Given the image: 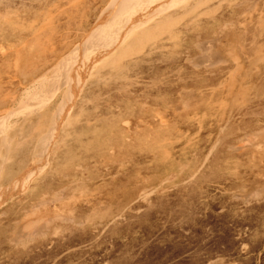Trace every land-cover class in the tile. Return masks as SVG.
Listing matches in <instances>:
<instances>
[{
	"label": "rangeland",
	"instance_id": "obj_1",
	"mask_svg": "<svg viewBox=\"0 0 264 264\" xmlns=\"http://www.w3.org/2000/svg\"><path fill=\"white\" fill-rule=\"evenodd\" d=\"M68 1L0 0V111H4V117L5 110L11 113L14 108L10 101L12 92L17 91L15 96H20L30 84L31 75L39 72L35 68L43 60L56 59L50 51L58 47L59 34L71 18ZM101 1H79L81 5L77 9L82 15L75 19L81 26L99 14L105 6ZM194 1H189L187 7L191 9ZM263 1L210 0L217 5L212 14H206L207 3L198 5L192 15L182 14L172 37L161 34L157 49H144L133 58H125L121 66H127L120 73L111 74L105 88L95 90L96 97L88 104L90 113H81L72 124L73 130H83L89 126L100 128L102 123L113 121L123 141L120 138L114 145L97 150L86 147L88 140L93 141L86 134L74 149L83 143L86 150H77L75 154L81 152L80 156H73L72 163L62 162L66 167L61 172L42 171L28 181V190L1 201L0 264H264ZM195 12L200 14L196 18ZM68 26H73L72 21ZM53 27L55 33H51ZM231 56L232 59L235 56V62ZM54 71L56 77H62L59 66ZM226 79L231 82L229 86ZM62 82L41 96L44 101L60 94ZM119 84L121 90L116 88ZM36 97L28 98L32 102L23 106L28 110L35 107L30 112L25 110L31 114L28 122L36 120V114L40 113L37 110L42 108L40 98ZM1 99L7 103L2 104ZM213 101L217 103L212 104ZM19 113L15 115L21 116ZM15 115L9 119L3 117L0 122V130L7 135L22 132L24 126L16 125L19 118ZM14 120L15 123H10ZM41 122L44 121L41 119ZM158 127L163 132L160 135ZM17 134L14 140L18 141L23 135ZM44 138L40 150L47 154ZM26 142L13 153V159H1L2 163L6 162L2 165L4 168L0 167L4 173L0 170V182L20 172L17 164L27 158L26 150L32 143ZM30 214L38 224L35 222L34 230L26 233L20 227Z\"/></svg>",
	"mask_w": 264,
	"mask_h": 264
},
{
	"label": "bare ground",
	"instance_id": "obj_2",
	"mask_svg": "<svg viewBox=\"0 0 264 264\" xmlns=\"http://www.w3.org/2000/svg\"><path fill=\"white\" fill-rule=\"evenodd\" d=\"M82 0H69L68 3L69 5L67 6L71 11L69 12L68 16H70L71 18H68L67 22L69 24V22L73 23V26H64V29L61 30L62 32L59 34L60 36V41L58 44V47L55 49H51V53H55V60L53 62L49 61L48 59L43 60L42 63L40 64V67H36L35 69L37 71H39L38 73L36 72L35 74H32V80L30 82V84L28 86H26L23 90V92L20 94V96H15L16 94L14 92L17 93V91L12 92V95L14 97H12V95L10 96V101L11 104L14 103V108L12 110L11 113H9L8 111L5 110V114L6 117H13V114L15 115V113L20 112L19 114H21V116H16L19 118V120L16 122V125L19 126H24L22 127V132L18 133V134H22L25 132H28L29 130H31L29 133H27L26 135H23V137L21 139H19V136L17 137L19 140H14L15 133L14 131L11 132L13 135H7L6 132L3 130H0V167L5 164L6 161L5 159L11 158L13 159V157L15 155H13V153L15 154L16 151H18V149H20L21 145H23L22 143L25 144L26 141H28V143L30 144V142L34 143V145H29L28 150H26V159L24 161H22V159H20V161L17 164L18 169H20V172L18 170V173H16V175L14 173H12V175L14 174V176H12L10 178V180L4 182L3 179H1L3 182H0V204L2 203L1 201H4L5 199L7 200V198L15 196L16 194L22 192V191H26L29 189V187H27V183L29 180H34L33 177H35L37 174H40L42 171H46L47 173H51L53 174L54 172H61L63 170L64 167H66V164H61L62 162H65L68 160V164L71 162L72 163V159H75L73 156H76L77 154H75V152L77 150H79L80 148H84L85 146L84 144H80V146L78 145V149H75V145H77L78 140L80 142L81 138L88 134L90 135L92 138L91 140H93L92 142H90L89 140L86 142L87 145L86 147H92L93 149H103L105 148L107 145H114L115 140H119L122 134H120V132H118L117 130L114 129V123L113 121H109L107 122V124L102 123V127L98 128L97 126H89L88 128H84L83 130H73L72 129V124L74 123V121H77L78 117H81V113L84 115L86 114V112L90 113V105H88L89 103H93L94 100H92L93 98L95 99L96 94H95V90L100 89V88H105L107 86V81L108 79H110V75L111 74H118L120 73L122 70V68H125L127 65H123L121 66V64H123V60L125 58H133L135 56V53L138 55L139 51H143L144 49H150V51L157 49L156 47H158V45H160V36L161 34H168V36L172 37L173 35H171L174 31V29L180 24L181 22V18L183 17L182 14H185L186 16L188 14L192 15L193 11H195L198 5H204V4H208L207 8V12L206 14H211L216 11L217 9V5H213L212 2H209L210 0H198L196 1V5L195 1L193 6L191 7V9L188 6L189 1L191 0H103L101 1L102 3H105V8L103 7L101 9V11L99 12V14H94V16L92 17V19L90 20V22H88L86 25L81 26L79 22H77V20L75 19V17L82 15L81 13H79V10L77 9V6H80V2ZM207 1V2H206ZM222 1V0H221ZM229 1V0H227ZM246 1V0H245ZM232 2V1H230ZM229 2V4H231ZM243 2V0H242ZM241 2V3H242ZM264 2V1H263ZM191 3V2H190ZM204 3V4H203ZM219 3V2H218ZM217 3V4H218ZM92 4V3H91ZM141 4V6H140ZM201 5V6H202ZM255 5V4H254ZM65 6V5H64ZM199 7V6H198ZM146 8H148V10H145ZM187 8V9H186ZM205 8V7H204ZM205 8V9H206ZM249 9V8H248ZM110 11V13L108 14V11ZM51 12V11H50ZM244 12V11H243ZM242 12V13H243ZM200 13V12H199ZM202 13V11H201ZM205 14V15H206ZM244 14V13H243ZM248 14V13H247ZM251 13H249L250 15ZM16 15V14H14ZM29 15V14H28ZM73 15H75L73 17ZM193 17H198L200 14H198L197 12H195L193 14ZM12 16V15H11ZM46 16V15H45ZM84 16V15H83ZM185 17V16H184ZM251 17V16H250ZM192 18V17H191ZM188 20V19H187ZM193 20V19H192ZM190 21V20H189ZM188 21V22H189ZM260 21V20H259ZM25 22V21H24ZM58 22V21H57ZM27 23V22H26ZM29 23V22H28ZM31 23V22H30ZM230 23V22H229ZM233 24V23H232ZM240 24V23H239ZM184 25V24H183ZM182 25V26H183ZM241 25V24H240ZM31 26V25H30ZM77 26V27H74ZM247 26V25H246ZM261 25H259L260 27ZM57 27V26H56ZM74 27V28H73ZM238 27V26H237ZM264 27V26H263ZM22 28V26L20 27V29ZM24 28V27H23ZM62 28V27H61ZM228 28V27H227ZM242 28V27H241ZM71 30V32L67 33L66 30ZM22 30H25L22 29ZM28 30V29H27ZM55 27H53L51 29V33H55ZM198 31V30H197ZM14 32V31H13ZM12 33V32H11ZM25 34V33H24ZM178 34V33H176ZM176 36V35H174ZM20 39L24 38V36H19ZM26 37V36H25ZM178 37V36H177ZM176 37V38H177ZM259 37V35H258ZM244 38V37H243ZM14 39V38H13ZM12 39V40H13ZM170 39V38H169ZM173 39V38H172ZM205 39V38H204ZM12 40L10 41V43L12 42ZM168 41V39H167ZM207 41V40H205ZM1 44V43H0ZM199 45H201V43H198ZM197 44V45H198ZM13 45V43H12ZM196 45V46H197ZM205 45V44H203ZM202 45V46H203ZM8 46V45H7ZM46 46V45H45ZM228 46V45H227ZM34 47V46H33ZM4 48V47H2ZM176 48V47H175ZM199 48V46H198ZM219 48V47H218ZM222 48V47H221ZM5 49V48H4ZM201 49V47L199 48ZM220 49V48H219ZM33 50V49H32ZM36 50V49H34ZM218 50V49H217ZM264 51V48L262 49ZM207 51V50H206ZM261 52V51H260ZM27 53V52H26ZM205 53V52H203ZM202 53V54H203ZM222 53V52H221ZM226 53V52H225ZM254 55L257 54L255 53V51H253ZM206 54V53H205ZM227 54V53H226ZM212 55V54H211ZM229 55V54H228ZM33 56V55H32ZM36 56V55H35ZM70 56V57H68ZM200 56V55H199ZM204 56V54H203ZM208 56V55H207ZM204 56V57H207ZM263 56V54L261 55ZM260 56V57H261ZM11 57V56H10ZM202 57V58H204ZM233 56H231V60H235V56L232 59ZM259 57V58H260ZM31 58V57H30ZM26 59V58H25ZM208 59V57H207ZM258 59V58H257ZM256 59V60H257ZM264 58H262L263 60ZM30 60V59H29ZM66 60V61H65ZM196 60V59H194ZM65 61V62H64ZM133 61V60H132ZM131 61V62H132ZM21 62V61H20ZM64 62V63H63ZM210 62V61H209ZM235 62V61H234ZM257 63V61H255ZM260 62V61H259ZM258 62V63H259ZM24 63V62H23ZM55 63V65H54ZM61 63V64H60ZM213 63V62H212ZM127 64H130V62H127ZM162 64V63H161ZM203 64V63H202ZM9 65V64H7ZM54 65V66H53ZM200 65V63H199ZM204 65V64H203ZM251 65H254V63H252ZM53 66V67H52ZM57 66H59L60 70L62 71L61 74L63 73L62 77H56L55 76V71L54 69L57 68ZM195 66V65H194ZM239 66V65H238ZM241 67V66H240ZM252 67V66H251ZM6 68V67H5ZM238 68V67H237ZM250 68V67H249ZM8 69V68H7ZM235 70V69H234ZM238 70V69H237ZM240 70V69H239ZM18 71V69H17ZM228 71V70H227ZM250 71V70H249ZM58 72V71H57ZM236 72V71H235ZM234 72V73H235ZM60 73V71H59ZM58 73V74H59ZM228 73V72H227ZM6 74V73H5ZM4 74V75H5ZM50 75V78L48 77V75ZM60 74V75H61ZM230 74V73H229ZM2 75V74H1ZM9 75V74H8ZM121 75V74H120ZM244 75H246L244 73ZM49 78V79H44V77ZM116 76V75H115ZM232 76V75H231ZM234 76V74H233ZM12 77V76H10ZM55 77V79H54ZM224 77V76H223ZM239 77H242L239 75ZM247 77V76H246ZM16 78V77H14ZM12 79V78H11ZM44 79V80H43ZM234 78H232L233 80ZM250 79V78H249ZM241 78L239 79L240 82ZM244 80V78H243ZM242 80V81H243ZM63 81V82H62ZM237 81V79H236ZM21 82V81H20ZM62 85L60 88V94L59 95H51L50 99L47 101H44V99L41 97L44 94H49L50 90L54 87L57 86V83H61ZM219 82V81H218ZM227 82V79H226ZM220 83V82H219ZM225 83V81H224ZM223 83V84H224ZM228 83V82H227ZM231 83V82H230ZM228 83V86L229 84ZM238 83V82H237ZM11 84V83H10ZM25 84V83H24ZM235 84V83H234ZM246 84V83H245ZM244 84V85H245ZM4 85V84H3ZM217 85V84H216ZM249 85V84H248ZM232 86H234L232 84ZM239 87L240 84L238 85ZM246 86V85H245ZM90 87V88H89ZM121 84H119L116 88L118 90H121ZM210 87V86H208ZM243 87V86H242ZM214 88V87H213ZM222 88V87H220ZM233 88V87H232ZM247 87H245L246 90ZM59 89V88H58ZM87 89H91V92L86 93ZM200 89V88H199ZM198 89V90H199ZM205 89V88H203ZM210 89V88H209ZM15 90V89H14ZM196 90V91H198ZM215 90V89H214ZM226 90H228L226 88ZM240 90V89H238ZM243 89H241L242 91ZM54 91V89L52 90ZM57 91V89H55V92ZM210 91V90H208ZM247 91V90H246ZM229 92H231V90H229ZM52 93V92H51ZM240 93V92H239ZM9 94V93H8ZM199 94L200 91H199ZM210 94V93H209ZM227 94V93H226ZM229 94V93H228ZM37 96V98H40L41 104H42V108L41 110H37L40 111V113L36 114L37 117L36 120L27 121L28 120V115H31L30 113L27 114L26 111L27 109H24L23 106L25 105H29L32 100L30 101L31 96ZM224 96V95H223ZM226 96V95H225ZM235 96V94L233 95V97ZM6 97V96H5ZM52 97V98H51ZM211 97V95H210ZM232 97V96H231ZM9 98V97H8ZM45 98V97H44ZM125 98V97H124ZM221 98V97H220ZM219 98V99H220ZM225 98V97H224ZM241 98V97H240ZM3 99V98H2ZM1 99V101H2ZM210 99V98H209ZM223 99V98H222ZM9 100V99H8ZM27 102V104L24 102ZM39 100V99H38ZM38 100H35L34 102H38ZM76 100L78 101V104H76ZM163 99L160 100V102ZM208 100V99H207ZM227 100V97H226ZM5 101V100H3ZM2 101V102H3ZM7 101V98H6ZM5 101V104L8 102ZM39 101V102H40ZM230 101H232V99H230ZM36 102V105L38 104ZM127 102V101H126ZM206 102V101H205ZM237 102L236 100L234 101V103ZM164 103V102H162ZM217 103V102H212V104ZM226 103V102H225ZM243 103H245L243 101ZM4 104V102L2 103ZM40 104V103H39ZM165 104H163L164 107ZM7 107H11L6 105ZM167 106V104H166ZM209 106V105H208ZM31 107V106H30ZM38 107V106H37ZM211 107L214 108V106L212 105ZM217 107V105H216ZM2 107H0L1 110ZM16 108V109H15ZM35 107H31V110H33ZM222 108V107H220ZM6 109V108H4ZM8 109V108H7ZM11 110V108H9ZM94 109V107L92 108ZM98 109V108H97ZM130 109V108H129ZM132 109V107H131ZM216 109V108H215ZM26 110V111H25ZM29 108V112L31 111ZM128 110V109H127ZM126 110V111H127ZM165 110V109H164ZM223 110V109H222ZM93 111V110H92ZM133 111V110H132ZM219 111V110H217ZM216 111V112H217ZM221 111V110H220ZM7 112V113H6ZM94 112V111H93ZM130 112V111H129ZM139 112V111H138ZM216 112L214 114H216ZM4 113V111H3ZM2 111H0V122L2 120V118L5 116L3 115ZM10 115H9V114ZM13 113V114H12ZM167 113V112H166ZM33 114V113H32ZM96 114V113H94ZM111 114V113H110ZM130 114V113H129ZM132 114V113H131ZM151 114H153L151 112ZM156 114V113H155ZM208 114V113H207ZM18 115V114H17ZM201 115H203L201 113ZM219 115V112H218ZM217 115V117H218ZM105 116V115H104ZM130 116V115H129ZM199 115H196V117H198ZM214 116V115H213ZM212 118H215L213 117ZM4 117V118H6ZM34 117V116H33ZM124 117V116H123ZM207 117V116H206ZM220 117V115H219ZM218 117V118H219ZM113 118V117H112ZM175 118V117H174ZM208 118V117H207ZM234 118V117H233ZM44 121L43 123L40 121ZM120 119V118H119ZM163 119V118H162ZM209 119H211L209 117ZM217 119V118H216ZM7 120V119H6ZM11 120V118H10ZM9 120V121H10ZM200 120L201 117H200ZM220 120V118L218 119ZM226 120V117H225ZM139 121V120H138ZM164 122V120H162ZM158 122V121H157ZM176 122V120H175ZM173 122V123H175ZM218 122V121H216ZM233 122V121H232ZM259 122V121H258ZM10 123H15L14 122H10ZM256 123V122H255ZM9 124V123H8ZM59 124V126H58ZM197 124V123H196ZM264 124V123H263ZM10 125V124H9ZM14 125V124H13ZM179 125V124H178ZM177 125V126H178ZM202 125V123L200 124V126ZM218 125H220L218 123ZM6 126V124L4 125ZM12 126V125H11ZM199 126V127H200ZM3 127V126H2ZM10 127V126H9ZM93 127V128H91ZM96 127V128H95ZM198 127V128H199ZM223 127V126H222ZM1 128V127H0ZM14 130H17L15 127H13ZM20 129V127H18ZM157 128V127H156ZM159 128V127H158ZM174 128V127H172ZM171 128V129H172ZM264 128V127H263ZM262 128V130H263ZM2 129V128H1ZM8 129V128H7ZM12 129V128H11ZM38 129V130H37ZM170 129V131H171ZM217 129V128H216ZM10 130V129H8ZM154 130V129H153ZM200 130V129H199ZM7 131V130H6ZM18 131V130H17ZM159 135L160 133V128L159 130H157ZM173 131V130H172ZM177 131V130H176ZM197 131V130H196ZM5 132V133H4ZM75 132V133H74ZM217 132V131H216ZM215 132V133H216ZM163 133V132H162ZM161 133V134H162ZM185 133V131L183 132ZM196 133V132H195ZM224 133V132H223ZM17 134V135H18ZM155 134V133H154ZM181 134V133H180ZM220 134V133H219ZM144 135V134H143ZM168 135H171L168 133ZM179 135V134H178ZM246 135V134H245ZM31 136V137H29ZM124 136V135H123ZM173 136V135H171ZM177 136V135H176ZM182 136V134H181ZM180 136V137H181ZM186 136V134H185ZM184 136V137H185ZM190 136V134H189ZM224 136V135H222ZM221 136V137H222ZM43 137H46L43 139L44 143H46V147H47V154L43 153L40 149L42 148L41 146V140ZM178 137V136H177ZM198 137V136H197ZM211 137V136H210ZM137 138V137H134ZM139 138V137H138ZM146 138V137H145ZM157 138V136H156ZM160 138V137H159ZM179 138V137H178ZM182 138V137H181ZM180 138V139H181ZM186 138V137H185ZM205 138V137H204ZM209 138V137H208ZM223 138V137H222ZM220 138V139H222ZM248 138V137H247ZM84 139V138H83ZM140 139V138H139ZM144 139V138H143ZM162 139V138H161ZM164 139V138H163ZM171 139V138H170ZM214 139V138H213ZM241 139V138H239ZM246 139V138H245ZM259 139V138H258ZM135 140V139H134ZM182 140V139H181ZM197 140V139H196ZM254 140V139H253ZM257 140V139H256ZM123 141V138L122 140ZM120 141V142H121ZM140 142L143 143V141L139 140ZM160 141L159 139H157V142ZM167 141V140H166ZM209 141V140H208ZM214 141V140H213ZM212 141V142H213ZM220 141V140H219ZM149 142V141H148ZM157 142H153L157 143ZM195 143L197 141H194ZM27 143V142H26ZM139 143V142H138ZM145 143V142H144ZM160 143V142H159ZM167 143V142H166ZM67 145L64 147V145ZM72 144V145H71ZM122 144V142H121ZM146 144V143H145ZM145 144H139V146L145 145ZM164 144V143H162ZM190 144H194L193 142H191ZM211 144V143H210ZM219 144V143H218ZM244 144V142H243ZM263 144V143H262ZM28 145V144H27ZM25 145V147L27 146ZM150 145V144H149ZM175 145V144H174ZM187 145V144H186ZM254 145V144H253ZM44 146V145H43ZM71 146V147H70ZM128 146V145H127ZM132 146V145H131ZM138 146V145H137ZM148 146V145H147ZM152 146V145H151ZM165 146V144H164ZM119 147V146H118ZM130 146H128L129 148ZM143 147V146H142ZM142 147H140L141 149H143ZM186 147V146H185ZM194 147V146H193ZM196 147V146H195ZM216 147V146H215ZM264 147V146H263ZM23 148V147H22ZM109 148V146H108ZM108 148L106 150H108ZM132 148V147H131ZM147 148V147H146ZM146 148L144 150H146ZM203 148V147H202ZM201 148V149H202ZM253 148V147H252ZM44 149V147H43ZM42 149V150H43ZM73 149V150H71ZM136 150L134 147L132 148V150ZM140 149V152H141ZM149 150V146L147 148ZM162 149V147H161ZM187 149V148H186ZM193 149V148H192ZM230 149H232L230 147ZM257 149V148H254ZM260 149V148H259ZM46 150V149H45ZM44 150V152H45ZM86 150V149H85ZM120 150V149H118ZM203 150V149H202ZM201 150V151H202ZM20 151V150H19ZM28 151V153H27ZM166 151V150H165ZM189 151V150H188ZM78 152V151H77ZM126 152V150H125ZM81 153V152H80ZM79 153V154H80ZM139 153V152H138ZM143 153V152H141ZM168 153V152H167ZM3 154V155H2ZM12 154V155H11ZM69 154H71L69 156ZM78 154V155H79ZM180 154V153H179ZM185 154V153H183ZM198 154V153H197ZM239 154V153H238ZM17 155V154H16ZM22 155V154H21ZM177 155V154H176ZM182 155V154H181ZM23 156V155H22ZM80 156V155H79ZM135 156V155H133ZM189 156V155H188ZM132 157V156H131ZM130 157V158H131ZM137 157V154H136ZM198 157V156H197ZM77 158V157H76ZM79 158V157H78ZM127 158V157H126ZM202 158V157H201ZM247 157H245L246 159ZM2 159V160H1ZM94 159V157H93ZM129 159V158H128ZM127 159V160H128ZM139 159V158H138ZM194 159V158H193ZM234 159V158H233ZM258 159V158H256ZM263 159V158H261ZM18 160V159H17ZM126 160V159H124ZM132 160V159H131ZM140 160V159H139ZM201 160V159H200ZM199 159L197 161H200ZM203 160V158H202ZM201 160V161H202ZM235 160V159H234ZM247 160V159H246ZM14 161V160H13ZM22 161V162H21ZM144 160H142L143 163ZM183 161V160H182ZM229 161L230 158H229ZM250 161V160H247ZM258 161V160H257ZM260 161V159H259ZM124 162V161H123ZM138 162V161H137ZM148 162V161H146ZM179 162V161H177ZM181 162V161H180ZM227 162V160H226ZM225 164H228V162ZM234 162V161H233ZM232 162V163H233ZM15 163V162H14ZM17 163V162H16ZM15 163V165H16ZM113 163V162H112ZM125 163V162H124ZM140 163V162H139ZM198 163V162H197ZM207 163V161L205 162ZM204 163V164H205ZM116 164V163H114ZM130 164V163H129ZM138 164V163H137ZM195 164V162H194ZM194 164L191 166L193 167ZM199 164V163H198ZM224 164V162H223ZM222 164V165H223ZM231 164V163H230ZM229 164V165H230ZM118 165V164H117ZM123 165V164H122ZM132 166L135 164H131ZM233 165V164H232ZM238 165V164H236ZM241 165V164H240ZM254 165V164H253ZM4 166V165H3ZM2 166V167H3ZM10 166V165H9ZM107 166V164H106ZM138 166V165H137ZM140 166V165H139ZM138 166V167H139ZM142 166V165H141ZM175 166V165H174ZM173 166V167H174ZM8 167V166H7ZM204 167V166H203ZM202 167V168H203ZM240 167V166H238ZM242 167V166H241ZM4 168V167H3ZM3 168L1 170V173H3ZM195 168V166H194ZM194 168H191L194 170ZM257 168V167H256ZM114 169V168H113ZM204 169V168H203ZM206 169V168H205ZM5 170V169H4ZM11 170V169H10ZM126 170V169H124ZM177 170V169H176ZM230 170V169H229ZM7 171V170H6ZM9 171V169H8ZM15 171V170H14ZM119 171V170H118ZM121 171V170H120ZM175 171V169H174ZM179 171V170H178ZM189 171H191L189 169ZM196 171V170H195ZM232 171H234V169H232ZM231 171V172H232ZM16 172V171H15ZM116 172V171H115ZM186 172H188V170H186ZM0 173V174H1ZM9 172H7L8 174ZM102 173V172H101ZM123 173V172H122ZM131 173V172H130ZM139 173V172H138ZM4 174V173H3ZM2 174V175H3ZM128 174V173H127ZM151 174V173H149ZM148 174V175H149ZM179 174V173H178ZM181 174V173H180ZM50 175V174H49ZM131 174H129L130 176ZM132 175H137V174H132ZM131 177H135L132 176ZM5 175H3V178ZM120 176V174H119ZM128 176V175H127ZM145 176V175H144ZM184 176V175H183ZM182 176V177H183ZM255 177V175H253ZM252 176V179H253ZM113 177V176H112ZM117 177V176H116ZM123 177V176H121ZM155 176H152V178ZM109 178V177H108ZM124 178V177H123ZM151 178V177H150ZM151 178V180H152ZM176 178V177H175ZM185 177H183L184 179ZM208 178V177H207ZM242 178V177H240ZM92 179H94V177H92ZM96 179V178H95ZM141 179V178H140ZM156 179V178H155ZM154 179V180H155ZM264 179V178H263ZM101 180V179H100ZM104 180V179H103ZM111 180V179H110ZM136 180V179H134ZM239 180V179H238ZM90 181V180H89ZM127 181V180H126ZM139 181V180H138ZM240 181V180H239ZM103 182V181H102ZM130 182V181H129ZM128 182V183H129ZM132 182V180H131ZM135 182V181H134ZM144 182V181H143ZM149 182V181H148ZM153 182V180H152ZM165 182V181H164ZM179 182V181H178ZM109 183V182H108ZM163 183V182H162ZM95 184V183H93ZM107 184V183H106ZM152 184V183H151ZM169 184V183H168ZM173 184V183H172ZM212 184V183H211ZM90 185V183H89ZM103 185V184H102ZM105 185V184H104ZM145 185V183L143 184ZM150 185V184H149ZM177 185V184H176ZM179 185V183H178ZM67 186V185H66ZM249 186H253V185H249ZM90 187V186H89ZM93 187V185H92ZM104 187V186H103ZM106 187V186H105ZM135 187V186H134ZM122 188V187H121ZM239 188V187H238ZM32 190V188H30ZM91 189V188H90ZM104 189V188H102ZM126 188H123V190ZM169 189V188H168ZM242 189V188H241ZM129 190V189H126ZM157 190L154 189V191ZM240 190V189H238ZM64 191V189H63ZM119 191V190H118ZM150 191V190H149ZM232 191V190H230ZM33 192V191H32ZM99 192V191H98ZM233 192V191H232ZM159 193V192H156ZM163 193V192H162ZM236 193V192H235ZM235 193H232L235 195ZM57 194V193H56ZM55 194V196H56ZM63 194V192H62ZM118 194V193H117ZM238 194V193H236ZM233 195V196H234ZM128 196V195H127ZM241 196V195H240ZM239 196V197H240ZM58 197V196H57ZM59 197H62L59 194ZM242 197V196H241ZM257 197V196H256ZM28 198V197H27ZM138 198V197H137ZM42 199V198H41ZM141 199V198H140ZM151 199V198H150ZM149 199V200H150ZM53 200V199H52ZM50 201V200H48ZM7 202V201H6ZM43 202V201H42ZM50 203V202H49ZM5 204V203H4ZM40 203H38L39 205ZM41 206V204H40ZM38 207V206H37ZM126 207V206H125ZM32 208H36V207H32ZM38 210V209H37ZM66 210V209H65ZM35 212L37 213V211L35 210ZM171 212V211H169ZM62 213V212H61ZM60 213V214H61ZM66 213V211H65ZM25 215V214H24ZM23 215V216H24ZM64 215V214H62ZM69 215V214H68ZM28 216V215H27ZM56 216V214H55ZM65 216V215H64ZM67 217V216H66ZM65 217V218H66ZM79 217V216H78ZM49 218V217H48ZM47 218V219H48ZM51 218V217H50ZM41 219V218H40ZM59 219V216H58ZM79 219V218H78ZM39 220V219H38ZM82 220V219H81ZM72 221V220H70ZM96 221V220H95ZM2 222V221H1ZM24 222V221H23ZM36 220L35 217H32V215L30 214L28 216V219L26 220L25 223L21 224L20 228H23L24 231L27 233L29 230L33 231L34 230V226L36 225ZM45 222V221H44ZM82 222V221H81ZM94 222V221H93ZM103 222V221H102ZM47 223H50L49 221ZM87 223V222H86ZM35 224V225H34ZM38 224V223H37ZM46 224V223H45ZM96 224V223H95ZM1 225V224H0ZM3 225V224H2ZM81 225V224H80ZM88 225V224H87ZM91 225V224H90ZM38 226V225H37ZM4 227V225H3ZM2 227V228H3ZM36 227V226H35ZM45 227V226H44ZM22 230V229H21ZM12 233V231H11ZM23 233V230H22ZM42 233V232H41ZM3 234V233H2ZM13 235V234H12ZM33 236V235H32ZM12 237V236H11ZM26 237V236H24ZM27 238V237H26ZM96 238V237H95ZM21 239V238H20ZM23 239V237H22ZM19 240V238H18ZM14 242V241H13ZM31 244V242H30ZM75 249V248H74ZM9 254V253H8ZM258 258V257H257ZM258 260V259H257ZM210 262V261H209Z\"/></svg>",
	"mask_w": 264,
	"mask_h": 264
}]
</instances>
